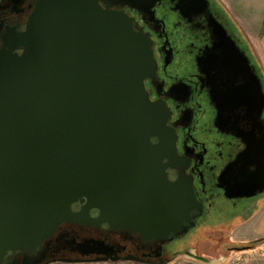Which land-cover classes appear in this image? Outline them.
<instances>
[{
    "label": "water",
    "instance_id": "95a60500",
    "mask_svg": "<svg viewBox=\"0 0 264 264\" xmlns=\"http://www.w3.org/2000/svg\"><path fill=\"white\" fill-rule=\"evenodd\" d=\"M100 1L39 0L27 31L0 52V171L10 227L0 238V261L10 251L40 246L63 224L109 223L150 237L185 236L192 210L200 207L181 181L170 183L152 163L162 157L159 151L174 149L163 136L160 145L151 142L165 128V110L145 87L157 72L153 41ZM126 2L135 6L137 0ZM199 2L208 8L206 0ZM183 8L194 4L185 0ZM213 26V51L232 63L230 77L242 76L264 102L244 54L221 24ZM244 190L239 196L250 199L264 193V184L252 181ZM86 201L80 212L73 210ZM91 209L100 217L91 218ZM93 246L102 248L94 241L79 248Z\"/></svg>",
    "mask_w": 264,
    "mask_h": 264
},
{
    "label": "flooded vegetation",
    "instance_id": "af4514ba",
    "mask_svg": "<svg viewBox=\"0 0 264 264\" xmlns=\"http://www.w3.org/2000/svg\"><path fill=\"white\" fill-rule=\"evenodd\" d=\"M126 1L101 0L100 5L127 15L135 30L153 41L157 72L146 80L145 87L151 102L165 110V128L151 142L160 145L163 136L174 149L159 151L157 156L162 157L152 163L157 162L170 183L181 181L183 190L192 193L200 206L192 210L194 226L187 225L191 229L185 236L150 237L127 225L63 224L40 246L10 251L0 264H174L181 257L195 261L204 255L193 245L183 246L184 238L196 230L229 226L239 212L264 196H239L252 181L257 187L264 184V102L261 95L251 94L252 87L242 76L230 77L232 63L221 50L213 51L218 40L213 24H221L244 54L263 94L264 71L248 41L241 40L233 31L229 12L217 2L223 8L221 12L215 0H206L207 9L200 7L199 0H191V10H183L185 0H159L152 6L153 0H137L135 6ZM38 2L0 0V52L8 50L7 43L27 31ZM22 53L20 48L14 50L19 56ZM2 148L5 145L0 143V153ZM5 179L4 171H0V238L10 228L4 216ZM228 189L233 192L232 198ZM87 204L88 201L76 204L73 210L80 212ZM100 215L97 209L90 210L91 218ZM93 241L102 244L99 252L95 246L83 251L79 248ZM217 243L219 248H225L223 254L254 249L249 244ZM2 244L0 239V251Z\"/></svg>",
    "mask_w": 264,
    "mask_h": 264
},
{
    "label": "rangeland",
    "instance_id": "374dc122",
    "mask_svg": "<svg viewBox=\"0 0 264 264\" xmlns=\"http://www.w3.org/2000/svg\"><path fill=\"white\" fill-rule=\"evenodd\" d=\"M215 2H219L229 12L231 15L229 22L234 24L233 31L241 40L248 41L247 45L256 56L257 64L264 71V0H215ZM220 5L218 4L219 10L222 12L223 8ZM262 216H264V196L239 212L229 226L221 225L214 229L193 231L182 240V245H193L198 249L199 254L204 255V258L210 259V256L217 264H264V245L262 249L223 254L225 248H219L217 243L243 246L264 238V234L260 233L263 226H256L249 231V228L244 225L250 219L256 220ZM174 264L201 263L188 257H181Z\"/></svg>",
    "mask_w": 264,
    "mask_h": 264
},
{
    "label": "crops",
    "instance_id": "0c3cea01",
    "mask_svg": "<svg viewBox=\"0 0 264 264\" xmlns=\"http://www.w3.org/2000/svg\"><path fill=\"white\" fill-rule=\"evenodd\" d=\"M244 225L249 228V231H252L256 226L260 227L263 226L264 227V216L260 217L259 219L252 218L249 221L245 222ZM261 234H264V228H262V232H260ZM264 236V235H263ZM263 247L261 246L260 249H262Z\"/></svg>",
    "mask_w": 264,
    "mask_h": 264
},
{
    "label": "trees",
    "instance_id": "16d2710c",
    "mask_svg": "<svg viewBox=\"0 0 264 264\" xmlns=\"http://www.w3.org/2000/svg\"><path fill=\"white\" fill-rule=\"evenodd\" d=\"M261 245H264V238L257 240V241H254V242L249 244V246L251 248H256V247L261 246Z\"/></svg>",
    "mask_w": 264,
    "mask_h": 264
}]
</instances>
